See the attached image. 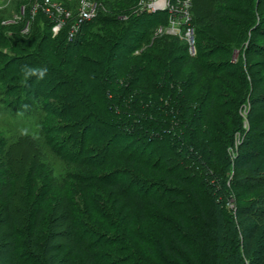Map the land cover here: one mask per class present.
I'll return each mask as SVG.
<instances>
[{
	"label": "trees",
	"instance_id": "obj_1",
	"mask_svg": "<svg viewBox=\"0 0 264 264\" xmlns=\"http://www.w3.org/2000/svg\"><path fill=\"white\" fill-rule=\"evenodd\" d=\"M39 11L44 12V7ZM152 14L160 17L151 25L167 23L164 11L138 13ZM191 15L193 26L194 19L204 24L205 19L197 20L193 10ZM45 16V20L51 19ZM206 17L214 23L212 15ZM123 37L119 36L115 47L121 46ZM215 44L203 42L199 56L215 54L219 47ZM147 49L133 57L150 62L153 58L145 54ZM255 53L259 54L257 50ZM163 60L170 61L157 59ZM186 63L191 66L184 77L181 71ZM181 64L177 70L168 62L165 70L146 71L152 81L145 82L137 95L132 93V85L141 67L128 69L115 103L123 101L121 109L116 111L110 105L113 113L100 130L99 137H104L100 149L91 150L84 144L86 132L94 124L83 125L79 120L70 126L76 130L69 137L78 135L74 136L77 158H71V162L82 173L69 171L61 182L52 183L63 190L68 180L79 182V195L87 191L86 186H109L113 192L116 190V201L123 202L119 208L113 201L106 204L111 197L114 199L112 194L101 205L92 203L94 199L88 196V210L84 212L88 215L74 219V203L66 193L47 213L41 204L32 207L29 203L30 208L26 207L23 214L24 198L20 199L17 192L20 176L17 172L5 176L0 185V264H264V192L257 191L264 187V167L256 162L258 155L264 156L260 148L264 113L244 132L235 160L231 161L228 154L233 132L240 126L239 120L231 122L230 117L242 119L238 110L242 109L248 88L251 103H260L261 99L252 98V94L263 82L254 78L243 81V95L221 99L218 93L208 96L207 81L197 87L201 79L203 82L217 77L224 82L223 75L234 77L235 71L212 74L232 65L230 58L221 65H211L212 61L188 56ZM239 69L242 74L241 65ZM108 70L104 67L103 72ZM109 91L114 100L116 95L111 96ZM217 100L221 102L215 115L209 108ZM226 104L233 105L234 111L223 110ZM95 121L100 123L97 117ZM83 151L87 155L79 160L78 153ZM253 191H257L253 199L238 200L235 208H230L234 214L230 213L226 198H246ZM29 193L38 195L33 186ZM109 248L118 252L110 254Z\"/></svg>",
	"mask_w": 264,
	"mask_h": 264
},
{
	"label": "rangeland",
	"instance_id": "obj_2",
	"mask_svg": "<svg viewBox=\"0 0 264 264\" xmlns=\"http://www.w3.org/2000/svg\"><path fill=\"white\" fill-rule=\"evenodd\" d=\"M83 1L0 0V185L4 184L6 175L19 174L17 192L20 199L24 198L21 203L23 214L26 207L30 208L29 203L33 204L32 207L41 204L47 213L67 193V199L74 203L72 216L83 219L88 215L84 213L88 210L85 207L88 196L94 199L92 203L101 205V201L107 200L110 194H116L111 187L96 183L92 187L86 186L87 191L79 195L82 190L79 182L68 180L63 190L52 182H61L69 171L82 173L71 162V158H77L74 157V136L78 138L77 133L69 137L76 130L70 127L71 124L79 120L83 121V125L94 124L86 132L84 144L91 150L101 148L104 137L100 138V130L113 113L110 105L116 111L121 109L123 101L120 105L115 106V103L121 96L120 88L129 73L128 69L141 67L132 85V93L136 92V95L141 94L139 89H144L145 82L152 81L146 77V71L165 70L168 62L173 70H177L188 56L212 61L211 65H221L228 58L233 62L221 70L212 71V74L235 71L234 77L222 74L226 79L224 82L217 77L212 80L210 76L203 82L201 79L197 88L207 81L210 89L208 96L212 93H218L219 98L241 96L243 81L249 82L254 78L256 82H263L260 90L252 94V98L256 96L261 99L260 103H251V90L248 88L242 109L238 110L242 119L230 117L231 122H240L239 129L233 132V144L228 149L231 161L236 158L244 132L263 117L264 0H190V11H194L197 20L199 17L205 19L203 25L197 24L194 19L193 53L189 52L188 41L184 37L167 31L159 32V25H151L157 23L159 14L138 15V0H90L95 16L75 27ZM43 7L44 12L41 13L39 10ZM45 14L51 19L45 20L44 17L48 18ZM208 15L214 17L213 24L206 19ZM109 16H112V20H107ZM59 19L62 24L56 29ZM222 25L225 26L224 30ZM121 35L125 37L121 40V46L117 47L116 40ZM210 41L219 46L216 53L200 57L203 42ZM252 44L256 47L251 49ZM108 49L110 54L107 53ZM145 49V54L153 60L147 62L133 57ZM256 50L259 54L255 53ZM160 57L170 61L158 62ZM90 59L94 62L89 63ZM190 66L184 64L182 76L185 77ZM104 67L109 69L107 73L103 72ZM108 91H112L111 96L116 95L115 101ZM219 102L221 100H217L211 109L206 108L217 115ZM233 107L226 104L222 109L231 113ZM95 117L100 123L95 121ZM263 142L261 138L262 150ZM242 151L245 149L242 148ZM78 154L79 160L87 155L85 151ZM258 161L264 167V156L258 155ZM32 186L40 196H35V193L30 196ZM259 190L264 192V187ZM257 191L246 198H226L225 204L228 209H234L238 200L250 201ZM44 196L45 201L42 202ZM116 200L115 196L114 199L111 197L106 204L113 201L118 208L123 205V202ZM18 211L20 215L19 208ZM230 213L234 214V211ZM18 239L22 240L21 233ZM107 250L110 254L118 252L113 248Z\"/></svg>",
	"mask_w": 264,
	"mask_h": 264
},
{
	"label": "built area",
	"instance_id": "obj_3",
	"mask_svg": "<svg viewBox=\"0 0 264 264\" xmlns=\"http://www.w3.org/2000/svg\"><path fill=\"white\" fill-rule=\"evenodd\" d=\"M90 0L82 2L81 9L78 12L77 22L75 27L95 16V10L90 5ZM140 12L154 13L164 11L168 14L167 23L159 25L158 31H167L173 34H178L188 41L189 52H195L194 47V26L191 23L190 0H138ZM67 11H64L66 13ZM62 20H57L55 28H59Z\"/></svg>",
	"mask_w": 264,
	"mask_h": 264
}]
</instances>
